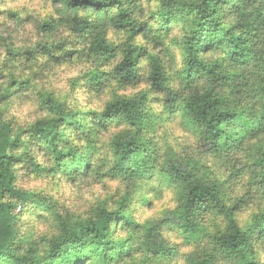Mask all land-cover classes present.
Returning a JSON list of instances; mask_svg holds the SVG:
<instances>
[{"label":"clouds","instance_id":"obj_1","mask_svg":"<svg viewBox=\"0 0 264 264\" xmlns=\"http://www.w3.org/2000/svg\"><path fill=\"white\" fill-rule=\"evenodd\" d=\"M0 264H264V0H0Z\"/></svg>","mask_w":264,"mask_h":264}]
</instances>
